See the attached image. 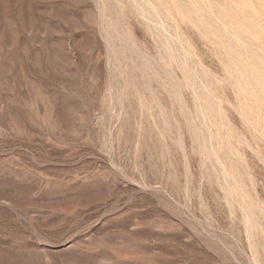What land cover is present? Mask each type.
Instances as JSON below:
<instances>
[{
	"label": "rangeland",
	"instance_id": "obj_1",
	"mask_svg": "<svg viewBox=\"0 0 264 264\" xmlns=\"http://www.w3.org/2000/svg\"><path fill=\"white\" fill-rule=\"evenodd\" d=\"M0 264H264V0H0Z\"/></svg>",
	"mask_w": 264,
	"mask_h": 264
}]
</instances>
